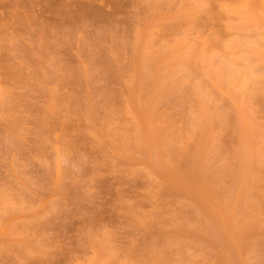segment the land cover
I'll list each match as a JSON object with an SVG mask.
<instances>
[{
    "label": "rangeland",
    "instance_id": "obj_1",
    "mask_svg": "<svg viewBox=\"0 0 264 264\" xmlns=\"http://www.w3.org/2000/svg\"><path fill=\"white\" fill-rule=\"evenodd\" d=\"M0 264H264V0H0Z\"/></svg>",
    "mask_w": 264,
    "mask_h": 264
}]
</instances>
